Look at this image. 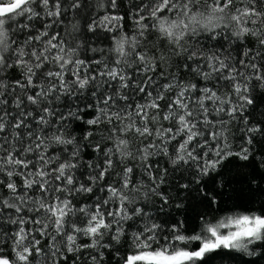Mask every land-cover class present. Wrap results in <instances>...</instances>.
Masks as SVG:
<instances>
[{"label":"snow or ice","instance_id":"obj_1","mask_svg":"<svg viewBox=\"0 0 264 264\" xmlns=\"http://www.w3.org/2000/svg\"><path fill=\"white\" fill-rule=\"evenodd\" d=\"M86 7L0 0V264H102L106 251L117 264H198L264 246V208L191 229L159 221L170 171L188 174L181 190L201 185L264 136L245 115L253 81L264 89V0H131L130 32L125 15L84 25L108 32L109 48L66 24ZM73 125L85 126L79 138Z\"/></svg>","mask_w":264,"mask_h":264},{"label":"trees","instance_id":"obj_2","mask_svg":"<svg viewBox=\"0 0 264 264\" xmlns=\"http://www.w3.org/2000/svg\"><path fill=\"white\" fill-rule=\"evenodd\" d=\"M131 0H118V7L111 9L109 7H96V0H88V7L80 10L79 16L72 17L66 14L64 19L67 24L69 19L75 22L76 19L80 21L81 33L80 38L86 44L92 47L109 48L112 45L110 34L102 29H97L95 33L88 32L84 25L92 18L99 19L104 15H125L127 11V4ZM107 3V0H105ZM124 31L132 29V22L128 16L125 15ZM211 43V42H209ZM87 58H99V53H84ZM253 81V88L251 97L254 100L253 105L248 106L245 115L248 116L250 125L255 126L264 121V89L256 86ZM76 130V135L79 138L85 128L84 125H73ZM242 125L236 124L233 126L235 133L234 143L235 150L238 151L241 144L244 143V132L241 130ZM264 128V124H261ZM252 149L250 159L242 161L238 157L233 156L225 161L221 166L219 173L211 174L208 177L202 178L201 185L190 184L188 189L181 190L179 185L189 182V176L183 170L179 172L170 171L167 177V182L163 186L165 194L169 198V202L164 206L163 212L159 214V221L161 223L167 221L169 224L176 220H183L185 228L191 229L200 222V217L203 215L206 218L215 222L219 218L230 215L233 212H244L246 210H258L264 208V136L257 135L253 144L249 146ZM95 153L91 149H85V159H93ZM162 166L167 167L166 162L161 158ZM87 169L82 168L77 172L78 176L86 174ZM203 192L214 196L219 203L214 206L208 204V197L201 194ZM154 203L159 206V198H154ZM180 207L177 208L176 205ZM155 207L152 211L155 212ZM189 231L185 234H196ZM46 243V241L44 242ZM199 242H192L191 250H196ZM122 254L125 249H122ZM108 257L102 264H117V261L111 259V254L105 252ZM198 264H264V246L257 245L254 249H249V252L218 250L205 255L204 259Z\"/></svg>","mask_w":264,"mask_h":264}]
</instances>
